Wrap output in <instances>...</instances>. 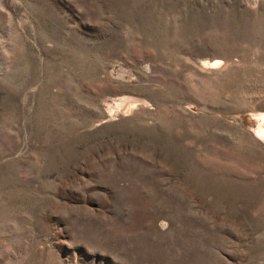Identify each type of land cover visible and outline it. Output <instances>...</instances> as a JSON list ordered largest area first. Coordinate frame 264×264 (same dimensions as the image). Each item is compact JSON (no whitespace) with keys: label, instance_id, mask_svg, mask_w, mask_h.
Returning <instances> with one entry per match:
<instances>
[{"label":"rangeland","instance_id":"1","mask_svg":"<svg viewBox=\"0 0 264 264\" xmlns=\"http://www.w3.org/2000/svg\"><path fill=\"white\" fill-rule=\"evenodd\" d=\"M261 128L264 0H0V264H264Z\"/></svg>","mask_w":264,"mask_h":264},{"label":"bare ground","instance_id":"2","mask_svg":"<svg viewBox=\"0 0 264 264\" xmlns=\"http://www.w3.org/2000/svg\"><path fill=\"white\" fill-rule=\"evenodd\" d=\"M217 60H219V59H216V61H217ZM214 62H215V61H214ZM218 62H220V61H218ZM218 62H217V64H219ZM215 63H216V62H215ZM260 131H261V134H262V136H263V138H264V130H262V128H261Z\"/></svg>","mask_w":264,"mask_h":264}]
</instances>
